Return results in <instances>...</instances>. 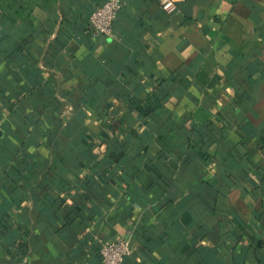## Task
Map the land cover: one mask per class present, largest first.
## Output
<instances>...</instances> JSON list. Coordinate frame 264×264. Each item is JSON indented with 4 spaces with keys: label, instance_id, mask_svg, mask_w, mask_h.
<instances>
[{
    "label": "crops",
    "instance_id": "1",
    "mask_svg": "<svg viewBox=\"0 0 264 264\" xmlns=\"http://www.w3.org/2000/svg\"><path fill=\"white\" fill-rule=\"evenodd\" d=\"M121 1L0 11V264H264V0Z\"/></svg>",
    "mask_w": 264,
    "mask_h": 264
},
{
    "label": "built area",
    "instance_id": "2",
    "mask_svg": "<svg viewBox=\"0 0 264 264\" xmlns=\"http://www.w3.org/2000/svg\"><path fill=\"white\" fill-rule=\"evenodd\" d=\"M159 5L165 12L174 9L172 0H159ZM122 7L121 0H105L103 4L97 6L88 19L89 33L94 37H111L113 24ZM131 252L132 248L127 239L105 243L99 249L100 264H122Z\"/></svg>",
    "mask_w": 264,
    "mask_h": 264
},
{
    "label": "trees",
    "instance_id": "3",
    "mask_svg": "<svg viewBox=\"0 0 264 264\" xmlns=\"http://www.w3.org/2000/svg\"><path fill=\"white\" fill-rule=\"evenodd\" d=\"M48 0H0V11L9 22L15 21L16 18L23 17L29 13L33 7L42 6ZM105 139H109L106 131L101 135Z\"/></svg>",
    "mask_w": 264,
    "mask_h": 264
}]
</instances>
